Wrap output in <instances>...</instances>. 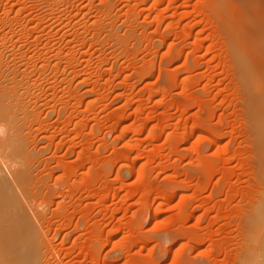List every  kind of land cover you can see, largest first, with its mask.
I'll return each instance as SVG.
<instances>
[{
  "label": "rangeland",
  "instance_id": "rangeland-1",
  "mask_svg": "<svg viewBox=\"0 0 264 264\" xmlns=\"http://www.w3.org/2000/svg\"><path fill=\"white\" fill-rule=\"evenodd\" d=\"M220 2L259 8L0 0V102L18 105L25 188L1 168L35 228L34 264H240L250 250L261 88Z\"/></svg>",
  "mask_w": 264,
  "mask_h": 264
},
{
  "label": "bare ground",
  "instance_id": "bare-ground-1",
  "mask_svg": "<svg viewBox=\"0 0 264 264\" xmlns=\"http://www.w3.org/2000/svg\"><path fill=\"white\" fill-rule=\"evenodd\" d=\"M258 1L259 8L254 11L250 10L251 12H231V6L229 3L227 4L225 2H223L224 4L220 2L219 6L221 14H223L222 17H224L230 25L231 45L237 53L238 58L236 59L239 60L238 62L240 63V69L244 79L247 83H250L251 86L256 85L261 88V92L256 95L257 99L255 97V101L257 100L255 105L257 103V107L254 105L256 108L253 112L256 113V117L254 116V127L264 148V0ZM222 22L225 23V21ZM258 71H262V73H260L257 78L255 76ZM252 104H254V102ZM16 106L18 105H10V103L3 105V103L0 102V264H34L36 262L34 258L36 253L34 252L37 251H34L37 247L36 243L33 245L36 247H33L34 249L32 250L33 240L36 239V235L34 236L36 233L33 231L35 228H31L32 223L27 216V210L24 211V201L20 203V198L18 199L16 196V194L19 193L14 192L15 190L13 189H15V186H11L10 184L15 177L17 186L21 185V187H19L22 189V187L25 188L26 186L24 185V180L29 178L25 179V174L27 173L25 168H28V166L25 167V165H22V162L24 164L26 161L23 154L25 146L22 144L23 140H20L19 132L16 127L18 121L21 120L17 119L18 108L16 109ZM4 164L7 165V167ZM3 165L7 169L10 168L14 174V177L11 175L13 180L10 183L4 178L5 175L3 176V169L1 168ZM13 184L14 182L12 185ZM24 193L25 192L22 194L23 198ZM23 198H21V200ZM254 211V214L248 219L249 229L247 230L248 238H250L249 240L252 245L250 250L244 255L240 264H264V197Z\"/></svg>",
  "mask_w": 264,
  "mask_h": 264
}]
</instances>
